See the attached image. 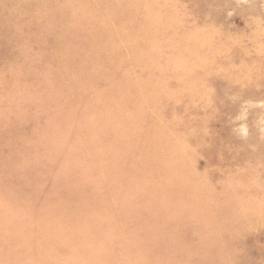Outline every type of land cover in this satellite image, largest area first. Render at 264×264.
<instances>
[{"label": "rangeland", "instance_id": "1", "mask_svg": "<svg viewBox=\"0 0 264 264\" xmlns=\"http://www.w3.org/2000/svg\"><path fill=\"white\" fill-rule=\"evenodd\" d=\"M0 264H264V0H0Z\"/></svg>", "mask_w": 264, "mask_h": 264}]
</instances>
